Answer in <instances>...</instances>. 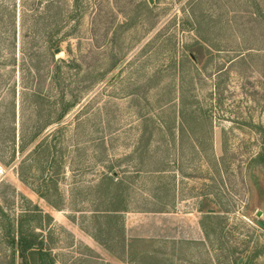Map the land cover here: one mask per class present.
<instances>
[{"label": "rangeland", "instance_id": "374dc122", "mask_svg": "<svg viewBox=\"0 0 264 264\" xmlns=\"http://www.w3.org/2000/svg\"><path fill=\"white\" fill-rule=\"evenodd\" d=\"M84 2L82 105L37 139L61 129L51 175L0 0V264L19 233L54 264H264V0Z\"/></svg>", "mask_w": 264, "mask_h": 264}, {"label": "trees", "instance_id": "16d2710c", "mask_svg": "<svg viewBox=\"0 0 264 264\" xmlns=\"http://www.w3.org/2000/svg\"><path fill=\"white\" fill-rule=\"evenodd\" d=\"M19 3V15L15 13L9 18L13 28L6 31L3 39L8 49L5 61L12 63L13 71L18 69L22 81L21 95L32 99L35 115L40 116L43 106L47 105L54 116L45 127H34L31 141H37L46 127L59 125L65 116L82 105L86 87L79 78L85 72L83 44L87 39L82 36L81 29L86 6L84 0H19ZM71 39L76 41L75 49ZM88 48L89 52L95 49L92 45ZM57 49L63 51L66 57L56 59L54 51ZM59 138L61 129L56 128L52 135L42 137L34 145L30 158H36L38 172L46 170L53 175L50 163L56 157ZM50 179L51 176L48 180L52 183ZM46 183L40 186L38 194L48 201ZM38 236L19 233L16 241L11 238L12 244L19 250L21 264H32V261L34 264V257L39 264H54L50 254L42 247L43 241L35 240Z\"/></svg>", "mask_w": 264, "mask_h": 264}, {"label": "water", "instance_id": "95a60500", "mask_svg": "<svg viewBox=\"0 0 264 264\" xmlns=\"http://www.w3.org/2000/svg\"><path fill=\"white\" fill-rule=\"evenodd\" d=\"M59 52V50L57 49V50H55V53H58ZM261 212H258L257 213V217H261ZM260 226L262 227V228H264V223H260Z\"/></svg>", "mask_w": 264, "mask_h": 264}]
</instances>
